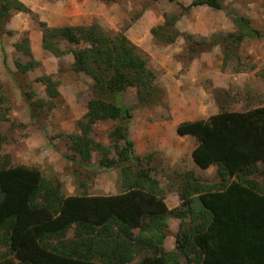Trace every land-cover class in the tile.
I'll list each match as a JSON object with an SVG mask.
<instances>
[{"label":"trees","instance_id":"trees-1","mask_svg":"<svg viewBox=\"0 0 264 264\" xmlns=\"http://www.w3.org/2000/svg\"><path fill=\"white\" fill-rule=\"evenodd\" d=\"M224 1L192 0L189 7H183L184 11L200 6L224 10L235 22L239 33H228L221 41H212L210 48L218 44L223 47L229 41L264 39V33L252 29L248 19L226 10ZM14 12L32 14L20 0H0V38L9 32L6 28ZM165 18V25L153 28L152 34L158 43L165 34V43L172 44L182 34L176 28L166 33L173 25L167 15ZM38 25L46 51L58 57L73 52L76 71L94 80L93 97L85 116L87 123L79 122L82 135L68 136L72 152L85 160L94 151L100 152L98 168L121 169L124 191L115 195L61 196L41 170L12 166L8 155L1 156L0 246L5 252L0 255V264H130L135 244L153 252L138 264H181V258L186 264H264V192L234 179L258 162L264 163V107L250 112L222 111L177 126L179 136L190 135L197 141L192 152L196 165L207 170L218 164L231 181L216 189L205 185L191 187L187 185L189 181L181 194V207L170 210L157 193L149 171L136 163L129 134L135 108L121 104L122 96L130 90H135L142 108H153L165 94L163 86L157 85V73L150 67L148 56L124 32L113 34L98 22L88 27L52 28L44 22ZM183 36L193 42L189 47L192 53L202 45L194 41L193 35ZM79 45L82 51H76ZM15 48L29 58L26 65L16 63L20 72L27 73L40 65L28 38ZM227 48L223 47L224 58ZM6 58L4 55L5 63ZM44 80L46 94L53 102L61 95L59 83L52 77ZM18 85L22 97L32 107V120L38 121V111L51 103L37 99L36 93ZM108 119L123 123L118 134L125 140V146L118 158L111 157L110 150L102 144L91 145L85 137L95 123ZM78 165L86 166L82 162ZM43 192L40 203L38 198ZM171 216L189 220L188 226L180 225L177 260L173 259L174 253L162 249ZM75 224L81 227L84 238L60 246L50 242ZM132 230L141 231L137 243L130 239Z\"/></svg>","mask_w":264,"mask_h":264},{"label":"rangeland","instance_id":"rangeland-1","mask_svg":"<svg viewBox=\"0 0 264 264\" xmlns=\"http://www.w3.org/2000/svg\"><path fill=\"white\" fill-rule=\"evenodd\" d=\"M31 1L34 11L28 8L32 14L22 13L13 18L15 14L21 13L14 12L6 28L9 32L0 38V132L2 134L0 157L8 155L12 166L25 165L38 168L43 177L53 183L61 196L119 194L124 191L121 169H99L98 164L102 154L98 151H94L89 160H85L79 154L75 155L68 137L82 135L79 122L87 123L85 116L88 112V102L93 97L91 90L94 80L90 75L76 71L74 68L76 58L73 52L58 57L46 51L43 48V32L38 24L44 22L49 26L48 21H50L55 24L54 27H88L93 22H98L113 34L120 32L126 34L130 26H133L132 24L143 14L148 12L154 17L155 11H158L165 12L171 20L173 26L167 29L166 33H168L176 28L178 19L184 14L189 17L190 11H184L177 0L173 2L168 0ZM252 1L254 16L250 18L242 11L249 8L251 10L248 5L252 4ZM233 2L240 4L242 16L249 20V26L264 33V0H231L225 6L226 10L233 6ZM164 25L165 23L162 26ZM236 28L234 34L240 31L237 26ZM140 32L138 29L136 34ZM216 35L211 37L210 42L201 35L194 36V41L202 45L196 47L197 50L193 53L189 50L193 42L186 40L185 50L176 59L182 65L180 75L176 78L183 79L184 91L191 87V90L184 93V98L180 97L176 101V110L186 109L187 112L194 114L186 120L207 119L222 111L250 112L264 107V39L247 38L240 43L229 41L223 44L224 49L228 46L223 65L220 69L218 67L214 69V66L209 69L204 67V64L209 62V58H203L204 52L211 49L209 45L212 41H221L226 34L221 33L219 37L218 34ZM140 36L142 38V34ZM151 36L154 41L152 45L156 47L169 45L165 43L166 39H163L165 34L161 36L159 43L156 42L153 34ZM24 38L30 40L33 56L35 59L38 58L37 61L40 63L38 67L27 73L20 72L16 67V63L26 65L29 61L28 57L15 48V45ZM62 48L64 49L65 46L63 45ZM82 49V45H79L76 51ZM142 51L148 56L146 51ZM4 55L7 57V63L4 62ZM148 58L150 65V57ZM215 59L211 58V63ZM191 70L195 73L186 78L182 76ZM215 70L217 72L219 70L220 78L225 79L224 89L214 88L211 78L205 74L208 72L214 74ZM154 71L157 73V85L161 84L165 92L159 98L157 105L153 108L139 107L135 90L124 94L121 104L135 108L131 113L129 134L134 143L136 163L141 165L142 169L149 171L150 178L156 182L157 193L165 200L169 209L173 210L181 207V194L187 182L190 181L187 185L191 187L205 185L216 189L231 179L218 164L212 165L207 170L196 165L192 151L197 141L190 135L184 137L177 135L175 131L177 123L171 117L172 109L162 81V71ZM45 77H52L59 83L58 89L61 95L53 102L46 94ZM18 83L26 91L36 93L37 99L51 103L38 111V121L32 120V107L22 97ZM121 124L123 123L119 119L99 121L92 126V130L85 137L91 145L102 144L110 150L111 157L118 158L121 149L125 146V140L118 134V127ZM80 162L86 166L81 167L78 165ZM234 179L264 192V163L258 162L255 167L246 169ZM43 196L44 192L38 198L40 203L43 201ZM182 223L188 226L189 220L182 221L173 216L168 219V235L162 246L163 251L174 253L173 259L176 260L180 257L176 239ZM115 231L117 232L118 229ZM84 237L81 227L75 224L50 242L56 246L67 245ZM140 237V230H132L130 239L133 242L137 243ZM135 245L134 260L130 264H138L144 257L152 255L153 252L140 248L139 244ZM4 252L5 250L0 246V255ZM181 259L180 263L186 264L185 260Z\"/></svg>","mask_w":264,"mask_h":264},{"label":"crops","instance_id":"crops-1","mask_svg":"<svg viewBox=\"0 0 264 264\" xmlns=\"http://www.w3.org/2000/svg\"><path fill=\"white\" fill-rule=\"evenodd\" d=\"M20 1L34 11V9L31 7L32 6L31 0H20ZM230 1L231 0H225V6H227ZM177 3L187 8L191 5L192 0H177ZM239 5L240 4L233 2V6H231L229 11H233L237 14L239 12L241 13L240 11L241 7ZM248 6L251 7V10L249 8L247 9L248 11L247 10L242 11V13L246 14V16H249L251 18L254 16L253 15L254 9L252 7L253 1L252 4L250 3V5ZM189 11H190L189 17L185 16L186 14H184L177 21L176 29H178V31L182 35L178 37L174 43L169 44L168 46L156 47L154 46V44L152 45V42L154 43V41H152V36H151L153 28L162 26L165 23V12L162 13L155 11L154 17H151L152 15L146 12L145 14L142 15L141 18L137 19V21L134 22V24H132L133 26H130L129 28L130 30H128L126 33L127 37L134 44H136L141 50H144L148 53V56L150 57V67L152 66L151 68H153L154 70L162 71L161 73L162 81L166 88V94L168 96L170 107L172 109L171 117L172 120L176 121L177 123L175 129L176 133H177V126L180 123L186 121L198 120V118L186 120L187 117L194 115L187 112L186 109H182L179 111L176 110V101L179 100L180 97L184 98L183 96L184 93H186V91L191 90L190 87L189 90L186 89V91H184V89H182V84L184 83L182 82L183 79L176 78V76L180 75V72L182 70V65L179 64L176 59L185 50L184 44L186 39L184 38L183 34H188L193 36L201 35L207 40H210L213 35L221 34V33L223 34L233 33L237 30L235 22L230 17H228V15L224 10H216L207 6H200V7H193ZM240 13L239 15L242 16V13L241 14ZM21 14L22 13L15 14L13 18H16ZM193 19L196 21L194 22ZM48 22L50 24L49 26H53V27L55 26V24H52L50 21ZM138 29L141 32L139 34H136V31ZM140 34H142V38ZM158 56L162 59H160ZM203 58H209L208 59L209 62L204 64V67L211 69L214 66V69L215 67H218L220 69L224 63L223 47L219 44L213 45L211 49L208 50V52H204ZM211 58L217 59L214 60L215 63L214 62L211 63ZM155 62L158 65H155L156 64ZM219 72L220 71L218 70V72L216 71L214 74H210V72L205 74L206 76L211 78L210 80L212 81V85L214 86V88L224 89L226 87V84L223 83L225 79L220 78ZM194 73L195 71L191 70V72H186L182 76L186 78L187 76L192 75ZM170 80L174 81V83H172V81ZM204 93L206 92L204 91ZM70 196H75V195L71 194Z\"/></svg>","mask_w":264,"mask_h":264}]
</instances>
